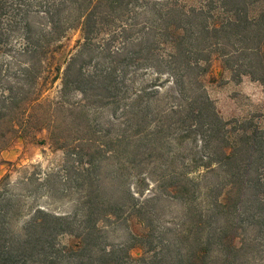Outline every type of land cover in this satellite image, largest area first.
<instances>
[{
  "label": "trees",
  "instance_id": "1",
  "mask_svg": "<svg viewBox=\"0 0 264 264\" xmlns=\"http://www.w3.org/2000/svg\"><path fill=\"white\" fill-rule=\"evenodd\" d=\"M259 1L189 8L179 0H0V153L45 130L63 153L62 186L77 197L70 213L34 210L20 232L11 226L13 201L0 197V264H264V133L229 126L202 82L216 57L236 84L248 78L264 87V10L251 15ZM72 29L81 34L73 51L52 47ZM15 33L17 47L6 40ZM131 69L171 80L180 104L165 123L151 128L145 88L120 100ZM53 89L55 100L43 98ZM90 106L121 108L124 134L106 140L90 123ZM175 135L193 137L198 160L181 165L172 156ZM138 156L167 171L155 176L160 193L142 201L129 172L145 185L153 172ZM199 170L200 179L189 175ZM164 198L182 207L172 226L157 224L153 206ZM132 219L138 233L128 230ZM117 225L128 230L124 243L108 239ZM62 237L74 244H58ZM135 248L143 254L132 259Z\"/></svg>",
  "mask_w": 264,
  "mask_h": 264
},
{
  "label": "rangeland",
  "instance_id": "2",
  "mask_svg": "<svg viewBox=\"0 0 264 264\" xmlns=\"http://www.w3.org/2000/svg\"><path fill=\"white\" fill-rule=\"evenodd\" d=\"M186 7H201L207 0H179ZM252 16L264 10V0H260L252 9ZM222 17V16H221ZM33 26L44 25L45 20L31 18ZM17 33L11 34L7 44L17 47L19 42ZM81 39L79 29H72L67 32L64 39L54 43L52 47L61 46L64 53L73 51L77 42ZM4 48V47H3ZM0 55V62L7 60V52ZM127 84L120 80V100L133 94L142 88L148 92L144 106L150 104L149 119L152 121L151 128L155 123H165L167 111L172 106L180 104V99L175 97L171 80L167 76H156L151 71H136L131 69L126 77ZM209 98L213 101L218 114L224 121H229L231 127L249 126L264 133V87L258 83L250 84L247 79L245 84L240 86L231 79V73L223 69V64L219 58L212 57L209 73L202 79ZM254 83V82H252ZM58 83L54 85L57 88ZM156 90V91H155ZM55 89L43 94V98L55 100L57 97ZM156 92V94H155ZM70 102H81L82 97L78 94L68 96ZM121 106L124 103H120ZM89 120L96 131L106 132V140H116L122 136L126 130L125 118L122 109H118L112 114V109L98 106H90L87 110ZM149 129V128H148ZM128 133V131H127ZM98 136V134L96 135ZM173 136L170 150L181 165L190 164L192 159L198 160L200 156L199 146L195 144L193 137L185 138L181 142L175 141ZM39 142H44L40 144ZM145 156H138L137 161L148 164L149 172H153V177L146 175L148 183L141 184L142 175H134L131 169L127 183L131 190H139L142 197L138 196L139 201L160 193L159 182H154L161 172L167 171L155 169L152 171L151 159ZM63 153L54 149L48 140V133L44 130L36 134L35 141L23 140L15 141L7 150L0 153V197L11 198L13 210L16 214L11 219V226L15 232H20L24 224L30 219L31 214L36 209H44L54 214H66L73 211V203L77 197L64 188V174L62 171ZM148 171H145V173ZM202 172L195 171L189 174L192 178L200 179ZM53 176L56 177L53 178ZM28 179V183H26ZM56 180V181H54ZM166 184V180L163 181ZM41 185V186H40ZM159 190V191H158ZM158 214L157 224L161 226H172L177 224L182 215V207L172 200L162 199L161 202L153 206ZM128 230L138 233L141 229L138 223L132 219L128 223ZM123 226H110L107 228L108 239L114 243L126 242V233ZM250 236H254L250 232ZM62 246L74 244L70 237H62L58 240ZM143 254L142 250L135 248L130 251L132 259H137Z\"/></svg>",
  "mask_w": 264,
  "mask_h": 264
},
{
  "label": "crops",
  "instance_id": "3",
  "mask_svg": "<svg viewBox=\"0 0 264 264\" xmlns=\"http://www.w3.org/2000/svg\"><path fill=\"white\" fill-rule=\"evenodd\" d=\"M248 78H243V82L240 84V86H242L243 84H245V82L247 81ZM250 84H255V83H252L251 81L249 82Z\"/></svg>",
  "mask_w": 264,
  "mask_h": 264
}]
</instances>
